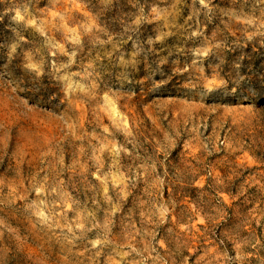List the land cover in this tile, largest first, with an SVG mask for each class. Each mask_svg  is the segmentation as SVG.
<instances>
[{"label":"rangeland","instance_id":"rangeland-1","mask_svg":"<svg viewBox=\"0 0 264 264\" xmlns=\"http://www.w3.org/2000/svg\"><path fill=\"white\" fill-rule=\"evenodd\" d=\"M0 264H264V0H0Z\"/></svg>","mask_w":264,"mask_h":264}]
</instances>
